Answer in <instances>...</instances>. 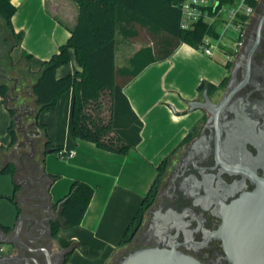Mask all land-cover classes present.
I'll return each mask as SVG.
<instances>
[{"label":"crops","instance_id":"crops-1","mask_svg":"<svg viewBox=\"0 0 264 264\" xmlns=\"http://www.w3.org/2000/svg\"><path fill=\"white\" fill-rule=\"evenodd\" d=\"M13 3L17 6L12 17L14 28L16 32L24 34L17 51L31 54L33 64L49 59L67 42L70 28L75 25L78 15V7L73 0H13ZM126 43L128 45L124 48L123 61H119V66L126 64L131 54L142 46L131 50V43ZM119 50L120 47L117 60ZM223 65L196 47L182 43L172 55L151 63L134 77L124 87V93L144 125L142 140L126 154L99 148L95 143L74 135L71 121L72 88L59 96L53 109L39 112L37 120L46 125L53 145L75 151L68 158H61L57 151L45 153L44 170L59 176L50 186L51 201H59L74 180L84 181L94 187L82 222L57 231L58 238L72 242L69 264L113 263L117 253L124 247L121 240L128 226L158 175V165L188 137L191 128L203 116L201 110L176 115L169 104L178 110L186 109L187 100L199 97L202 81L215 85L222 82L226 76ZM78 69H81L80 63L75 50L71 49L69 62L57 68V76ZM31 82L30 78L28 85ZM30 92L31 87H26L24 96L34 104L35 96ZM21 102L16 100V103ZM11 118L0 96V145L6 147L0 150L2 165L10 162L15 165L9 158L14 149V146H10ZM15 190L13 175L0 173V195H12ZM18 214L16 202L0 198V226L7 225L13 229ZM76 242L86 244L97 256L91 258L84 255L74 246Z\"/></svg>","mask_w":264,"mask_h":264},{"label":"flooded vegetation","instance_id":"flooded-vegetation-1","mask_svg":"<svg viewBox=\"0 0 264 264\" xmlns=\"http://www.w3.org/2000/svg\"><path fill=\"white\" fill-rule=\"evenodd\" d=\"M228 70L216 88L206 86L200 90L198 98H203L207 89L212 106L201 110L203 116L186 140L167 155L157 187L129 229L117 264L132 248L156 245L176 247L205 264H232L222 240L213 233L222 223L224 204L253 191L264 179V0L256 1L243 25L240 53ZM16 86H11L10 92L14 104ZM31 105L24 107L31 111ZM27 118L33 116L24 115L23 122ZM36 127L37 124L27 127L28 139L19 133V140L25 139V144L14 148L9 157L19 168L16 180L24 182L16 194L19 214H27L19 237L27 245L49 249L52 264H69L72 243L65 245L53 234V223L60 218L58 203L30 195L37 190L43 196L49 178H44L39 187L31 179L25 183L29 175H39L44 170L47 140L43 133L35 134ZM33 161L39 167L37 172ZM39 202L42 205L38 206ZM35 235L41 236L37 242L32 239ZM5 246L1 264H26L25 258L33 255L16 242L12 248L14 257H9L10 245ZM39 257L45 260L43 253Z\"/></svg>","mask_w":264,"mask_h":264},{"label":"trees","instance_id":"trees-1","mask_svg":"<svg viewBox=\"0 0 264 264\" xmlns=\"http://www.w3.org/2000/svg\"><path fill=\"white\" fill-rule=\"evenodd\" d=\"M78 7V15L70 36L65 44L60 46L58 52L49 59L33 64V57L27 52H20V58L14 60L11 55L18 49L23 39V32H16L12 17L17 10L13 0H0V21L5 34L2 36L4 43L9 45V58L13 67H17L24 79H32L27 85L31 87L38 101L32 104L33 115L37 125L47 140L49 148H54L52 137L45 124L37 120L39 112L53 109L59 96L72 88L74 91L73 107L71 114L72 129L76 137L95 143L99 148L126 154L135 148L142 140L141 131L143 121L132 108L124 87L148 65L166 59L182 43L196 46L205 33L208 25L195 22L192 27L184 29L181 26L180 4L183 0H73ZM138 26L146 29L151 34V41L142 44L129 57L126 64L119 66L117 52L120 37L131 43L133 38L139 37ZM74 49L81 69L64 76H57V68L70 60V50ZM18 52V51H17ZM26 60V63L22 61ZM206 86L216 88L217 85L202 81L199 89ZM11 92L8 82L0 79V96L6 103L11 122L9 133L10 146L19 140L17 122L14 119L16 104L6 97ZM20 95V94H18ZM22 99V95H20ZM186 138L184 139V141ZM6 148L0 145V150ZM166 156L158 165L159 174L150 186L137 215L128 226L127 232L121 240V245L126 243L128 231L138 215L145 210V204L155 191L161 170L168 161ZM1 161V155H0ZM15 165L10 162L0 164V173L14 174ZM54 179L57 174H52ZM19 186L12 195L1 194L0 198L16 201ZM94 194V187L90 184L74 180L68 192L59 200L63 203L60 209V218L53 223V234L64 227H73L80 224L88 209ZM57 201V203L59 202ZM18 211L20 208L18 207ZM9 231L11 226L2 225ZM65 245L72 242L64 241ZM88 257L94 258L97 254L82 243L74 245Z\"/></svg>","mask_w":264,"mask_h":264},{"label":"water","instance_id":"water-1","mask_svg":"<svg viewBox=\"0 0 264 264\" xmlns=\"http://www.w3.org/2000/svg\"><path fill=\"white\" fill-rule=\"evenodd\" d=\"M3 48V47H2ZM2 51V50H1ZM34 95L33 92H30ZM12 96L7 95L6 100L9 101ZM15 99L21 102L20 95H16ZM34 101L37 102L38 99L34 97ZM23 104L19 103L14 106V110L17 112L14 119L17 121V131L23 132L25 139L27 127L31 125H36V117H34L33 110L29 111L24 107ZM188 107L184 110H178L174 105L169 104V107L176 115H184L190 111L194 110H208L212 106L211 98L206 89L203 98H196L192 100H187ZM221 106V105H220ZM219 106V108H220ZM218 108V109H219ZM24 115H31L35 120L31 121L30 124L23 122L22 117ZM217 118V114H216ZM36 135H41L42 131L39 127H36ZM25 139H20L14 145V148L21 147L25 144ZM32 141V138L29 139ZM54 151V148H49L48 152ZM24 153H21V156ZM31 158L34 157L33 154L30 155ZM33 167L36 172L39 170L38 165L33 161ZM37 167V168H36ZM18 167L15 169L13 174L16 185H21L24 182L19 183L16 180V173ZM44 178H49V182L45 186L43 196L37 190L32 192L30 195L36 196L39 200L48 198L51 200L49 190L50 186L54 181L52 174H49L45 170L39 175H29L28 180L25 183H29L30 179L35 182L36 186H41ZM50 204V202H48ZM62 201L58 202V211L60 212ZM38 206L42 205L40 202L37 203ZM27 216L26 213L22 212L19 214L18 220L16 221L14 228L10 231L5 230L0 226V237L2 235H7L11 237L8 240L0 239V243L4 245H10L7 250V255L9 257H14L12 254V248L16 242L26 246L33 255L25 258L26 264H52L51 254L49 249L42 245L30 246L24 243L20 237V231L24 222V218ZM222 223L214 231V236L222 240V244L225 252L227 253V258L232 264H264V179L262 178L256 189L251 192H245L241 194L238 198L232 200L228 204H224L222 209ZM34 228V227H33ZM32 228V229H33ZM33 241H39L41 236H32ZM73 249V248H72ZM43 253L45 255V260L39 257V254ZM1 261V257H0ZM1 264V262H0ZM118 264H205L199 259L182 252L176 247H162L156 246H141L128 250L123 254L118 261Z\"/></svg>","mask_w":264,"mask_h":264},{"label":"built area","instance_id":"built-area-1","mask_svg":"<svg viewBox=\"0 0 264 264\" xmlns=\"http://www.w3.org/2000/svg\"><path fill=\"white\" fill-rule=\"evenodd\" d=\"M257 0H183L180 4L181 26L188 29L195 22L203 21L208 25V32L195 46L208 56L216 52L227 53L223 64L228 68L237 59L243 41V25L253 12ZM230 31H238L239 36L232 47H228L227 38ZM61 158L75 154L74 150L60 148L57 151ZM5 245H0V256Z\"/></svg>","mask_w":264,"mask_h":264},{"label":"rangeland","instance_id":"rangeland-1","mask_svg":"<svg viewBox=\"0 0 264 264\" xmlns=\"http://www.w3.org/2000/svg\"><path fill=\"white\" fill-rule=\"evenodd\" d=\"M2 22L0 21V79L2 81H6L10 84V86H15V84H18V88H17V94L22 95L23 99L21 104H23L24 100H26L27 102L24 103L25 106L30 105L32 103L31 99L25 97V90L26 87L28 85L29 79H24V77L22 76V73L19 72V69L17 67H13L11 59L9 58V45H7L6 43H4L3 41V35L5 34L4 32V28L2 26ZM138 29L140 31L139 37L133 38L131 40V50L138 47L139 45L142 44H146L148 42L151 41V34L144 28L138 26ZM239 36V32L238 31H230L229 32V37L227 38V45L228 47H232L236 41V39ZM127 41L123 40L120 37V50H119V60H117V63L120 64V62L123 61V52H124V48L128 45L126 43ZM3 47V48H2ZM130 50V48H128ZM2 50V51H1ZM12 57L14 58V60H17L20 58L21 53L17 52L16 50H13L11 52ZM208 56V55H207ZM212 59L216 60V62H218L219 64L223 65V60L227 57V53L224 52H216V54L212 57L209 56ZM120 61V62H119ZM27 61L24 60L22 61V63H26ZM224 66V65H223ZM225 70H226V75L228 74L229 70L226 66H224ZM12 102V101H11ZM16 105H18L19 103H15ZM15 105V106H16ZM33 118L30 119H25V121H32ZM24 121V122H25ZM17 122V121H16ZM18 126V123H17ZM16 126V127H17ZM123 250V249H122ZM120 250L113 263L112 264H117V259L119 257V254L121 253Z\"/></svg>","mask_w":264,"mask_h":264}]
</instances>
